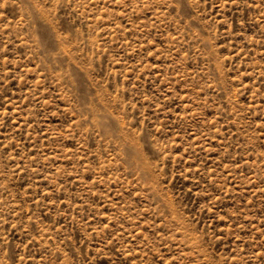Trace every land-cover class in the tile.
<instances>
[{"label":"rangeland","instance_id":"1","mask_svg":"<svg viewBox=\"0 0 264 264\" xmlns=\"http://www.w3.org/2000/svg\"><path fill=\"white\" fill-rule=\"evenodd\" d=\"M0 264H264V0H0Z\"/></svg>","mask_w":264,"mask_h":264}]
</instances>
